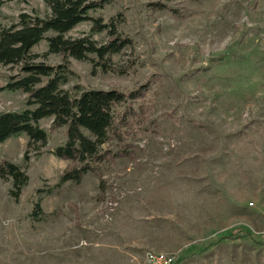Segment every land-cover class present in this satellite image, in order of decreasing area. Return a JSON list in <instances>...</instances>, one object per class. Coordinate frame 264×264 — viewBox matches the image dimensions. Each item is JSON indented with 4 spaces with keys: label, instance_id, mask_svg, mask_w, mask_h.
<instances>
[{
    "label": "rangeland",
    "instance_id": "1",
    "mask_svg": "<svg viewBox=\"0 0 264 264\" xmlns=\"http://www.w3.org/2000/svg\"><path fill=\"white\" fill-rule=\"evenodd\" d=\"M150 1L115 0L91 11L104 22L120 12L133 47L112 56L113 73L70 58L64 86L130 93L148 84L153 123L125 141L137 148L136 160L104 164V199L92 173L80 185L39 192L69 163L51 152L66 128L50 132L53 118L42 119L48 145L40 155L29 151L28 162L26 135L1 143L0 163L20 165L29 182L14 197L12 179L0 178V264H147L151 252L173 255L175 264H264V0H198L183 20L151 14ZM0 4V28L21 14L51 15L44 0ZM68 36L108 37L91 19ZM47 51L44 39L32 50L35 61L61 62ZM18 74L19 66L0 64V88ZM26 107L23 91L0 90V111Z\"/></svg>",
    "mask_w": 264,
    "mask_h": 264
},
{
    "label": "trees",
    "instance_id": "2",
    "mask_svg": "<svg viewBox=\"0 0 264 264\" xmlns=\"http://www.w3.org/2000/svg\"><path fill=\"white\" fill-rule=\"evenodd\" d=\"M114 1L44 0L51 8L50 16L42 18L21 14L19 22L0 28V64L19 66L20 73H23L11 77L0 90L23 91L27 95L26 108L0 111V144L26 135L28 143L24 161L28 162L30 152L40 155L48 145L49 132L40 126L42 119L53 118L50 132L66 128L65 142L51 152L69 163L53 187L39 189V192H52L66 182L80 185L84 177L92 173L101 181L99 195L100 199H104V164L112 166L120 158L135 161L137 148L127 144L126 137L136 126L153 123L151 116L155 108L148 101V84L130 93L116 88H89L74 92L64 88L72 75L70 58L89 61L93 73H113L118 70L111 63L112 56L133 47V40L120 30V12L107 22L89 16L91 11ZM197 1L154 0L147 4V8L151 14L168 12L171 17L183 20L191 12L187 5ZM88 19L94 21L95 31L107 32L105 42L97 43L91 36H68L72 29ZM50 33L53 35L48 36ZM44 39L48 42V51L44 56L59 55V64L35 61L39 55L32 50ZM120 72L123 73L122 70ZM134 102H139L138 108L133 107ZM114 142L118 145L117 150L103 149L106 143ZM0 178L12 179L11 194L14 197L20 196L29 182L27 172L9 160L0 163ZM36 209H40L39 203Z\"/></svg>",
    "mask_w": 264,
    "mask_h": 264
},
{
    "label": "built area",
    "instance_id": "3",
    "mask_svg": "<svg viewBox=\"0 0 264 264\" xmlns=\"http://www.w3.org/2000/svg\"><path fill=\"white\" fill-rule=\"evenodd\" d=\"M147 264H175V258L173 255L167 253H148Z\"/></svg>",
    "mask_w": 264,
    "mask_h": 264
}]
</instances>
